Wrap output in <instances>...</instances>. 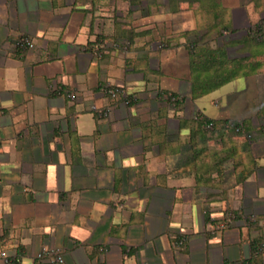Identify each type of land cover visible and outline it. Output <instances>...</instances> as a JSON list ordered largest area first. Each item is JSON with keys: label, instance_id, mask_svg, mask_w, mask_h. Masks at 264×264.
Returning <instances> with one entry per match:
<instances>
[{"label": "crops", "instance_id": "1", "mask_svg": "<svg viewBox=\"0 0 264 264\" xmlns=\"http://www.w3.org/2000/svg\"><path fill=\"white\" fill-rule=\"evenodd\" d=\"M262 14L0 0V264L44 248L64 264H264ZM194 80L230 81L194 99ZM197 114L220 122L214 139Z\"/></svg>", "mask_w": 264, "mask_h": 264}, {"label": "built area", "instance_id": "2", "mask_svg": "<svg viewBox=\"0 0 264 264\" xmlns=\"http://www.w3.org/2000/svg\"><path fill=\"white\" fill-rule=\"evenodd\" d=\"M13 46L18 49H33L34 48V42L28 38V37H20L13 43ZM102 93L105 95H108L111 98H116L122 90L118 87H103L101 89ZM71 98H75V95H72ZM92 111H98L99 109L97 106L93 105L91 107ZM100 114L107 116L109 114V109L106 111H100ZM213 127V124L208 125V128L211 129ZM236 132L240 133L242 132L241 127H237ZM4 257L7 258V254H2ZM46 258H49L53 264H64V254L61 249L52 248V249H42L39 252L35 254L34 260L29 264H40L43 260ZM6 261L9 263L10 261L6 259Z\"/></svg>", "mask_w": 264, "mask_h": 264}, {"label": "trees", "instance_id": "3", "mask_svg": "<svg viewBox=\"0 0 264 264\" xmlns=\"http://www.w3.org/2000/svg\"><path fill=\"white\" fill-rule=\"evenodd\" d=\"M230 80H194L193 83V98H199L203 95H206L210 93L211 91L218 89L225 83H227ZM174 97V95H172ZM195 123L199 125V133L196 136H199L201 140L204 141H210L211 139H214L216 136L217 131L219 130L220 122L212 120L208 117H205L201 114H197L196 118L194 119ZM213 124V127L211 129L208 128V125ZM237 127H242V124H236L235 129ZM234 129L235 133L236 130ZM201 132V134H200ZM209 136V137H208Z\"/></svg>", "mask_w": 264, "mask_h": 264}, {"label": "rangeland", "instance_id": "4", "mask_svg": "<svg viewBox=\"0 0 264 264\" xmlns=\"http://www.w3.org/2000/svg\"><path fill=\"white\" fill-rule=\"evenodd\" d=\"M258 23H261L262 24L263 31H264V14H262V16H260V19H259ZM263 82H264V80H263ZM257 94H258L257 96H258V105H259V108H262L264 106V83H263V85H261L259 87Z\"/></svg>", "mask_w": 264, "mask_h": 264}]
</instances>
